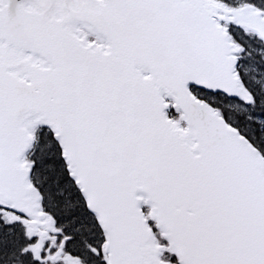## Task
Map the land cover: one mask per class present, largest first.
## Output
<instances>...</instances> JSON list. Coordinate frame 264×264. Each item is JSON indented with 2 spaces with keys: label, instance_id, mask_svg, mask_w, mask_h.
<instances>
[{
  "label": "snow or ice",
  "instance_id": "6c2138e0",
  "mask_svg": "<svg viewBox=\"0 0 264 264\" xmlns=\"http://www.w3.org/2000/svg\"><path fill=\"white\" fill-rule=\"evenodd\" d=\"M0 264H264V0H0Z\"/></svg>",
  "mask_w": 264,
  "mask_h": 264
}]
</instances>
